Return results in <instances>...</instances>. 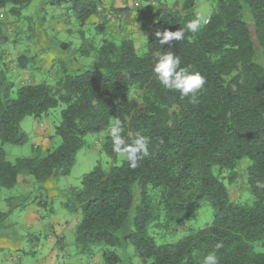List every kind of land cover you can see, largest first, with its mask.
<instances>
[{
  "label": "trees",
  "instance_id": "trees-1",
  "mask_svg": "<svg viewBox=\"0 0 264 264\" xmlns=\"http://www.w3.org/2000/svg\"><path fill=\"white\" fill-rule=\"evenodd\" d=\"M31 1L0 0V13L7 8L19 16ZM213 1L207 23L201 20L195 33L185 31L181 41L161 48L155 32L175 31L197 19L196 0L156 10L144 53L130 38L103 39L90 68L63 72L54 85H21L13 97L0 62V187L13 188L23 174L40 182L68 174L90 133L104 132L103 148L114 157L118 152L108 130L115 119L126 145L138 136L149 138L150 155L136 168L122 160L108 169L97 164L82 176L79 188L69 189L65 207L80 215L74 229L78 254L90 256L104 246L102 264H119L117 250L129 242L149 264H202L212 251L219 264H264V187H257L258 181L264 184V0ZM74 4L82 21L103 10L99 0ZM2 27L0 21V41L5 40ZM155 51L173 52L180 67L204 77L198 103L156 80ZM59 104L61 119L54 128L59 144L42 155L6 160L2 144L27 141L20 128L24 117L40 118ZM244 160L251 197L238 201L224 181H235ZM202 202L213 211L204 227L175 243L157 244L148 235V226L190 216ZM131 213L132 228L123 233Z\"/></svg>",
  "mask_w": 264,
  "mask_h": 264
},
{
  "label": "rangeland",
  "instance_id": "rangeland-1",
  "mask_svg": "<svg viewBox=\"0 0 264 264\" xmlns=\"http://www.w3.org/2000/svg\"><path fill=\"white\" fill-rule=\"evenodd\" d=\"M132 1L130 14L145 22L150 17L148 13L154 15L161 5L171 7L175 2L181 3L183 0ZM134 2L138 5L134 6ZM153 2L154 5L151 6L150 3ZM214 6L213 0H196L194 11L197 18H207ZM6 9L0 13L5 36V40L0 41V62L4 64L7 79L12 85V97L21 85H54L63 72L75 74L92 66L104 37L97 32L92 16L84 21L79 18L74 0H32L21 9L19 16H12ZM147 9L151 11L147 12ZM139 35L140 32L139 40H134V46L142 54L146 50V40L142 41ZM62 107L59 104L40 118L31 115L24 117L20 128L26 134L27 141L22 145L2 144L6 160L13 162L16 158L42 155L45 150L55 148L60 139L55 135L54 128L60 122ZM104 136V132L85 136L84 146L76 153L74 163L66 175L40 182L23 174L22 181L13 188L0 187V214L8 212L6 216L0 215V264H51L44 261L53 247L48 241L52 237L49 227L58 224L56 219L59 218L63 221L75 217L80 219L79 212L69 213L65 207L69 189L79 188L82 176L97 164L108 169L113 164L119 165L122 160L119 153L114 157L107 154L103 148ZM246 163L244 160L237 166L234 182L224 181L234 200L245 201L251 197L244 184L243 170ZM136 201L135 193L134 202ZM41 202L45 204L40 205ZM31 203L40 205L41 219L38 227L26 225L23 218L24 209ZM212 213L210 204L202 202L190 216L178 217L166 226H148L147 232L157 244L175 243L182 236L209 223ZM132 216L133 213L130 214L123 233L132 228ZM74 231V228L64 229L62 250L58 249L57 258L52 264H102L100 252L106 247L97 246L90 256L78 254ZM117 252L121 258L119 264H149L135 254L132 243L128 242L127 246Z\"/></svg>",
  "mask_w": 264,
  "mask_h": 264
},
{
  "label": "clouds",
  "instance_id": "clouds-1",
  "mask_svg": "<svg viewBox=\"0 0 264 264\" xmlns=\"http://www.w3.org/2000/svg\"><path fill=\"white\" fill-rule=\"evenodd\" d=\"M207 23V21H204ZM202 26L199 18L188 22L184 28L175 31L157 30L155 36L158 38V44L161 48L165 44H171L173 40L181 41L185 37V31L197 32ZM146 39V37H145ZM154 63L152 71L155 74L156 80L163 86L164 89L170 91H178L181 97H187L189 103H198L197 96L205 84L204 77L198 72L191 71L188 67H180V57L173 52H153ZM112 138L115 148L122 159L127 161L129 167L136 168L138 161L150 155L148 145L149 138L146 136H138L131 144L126 145L121 133L123 127L119 119H115L112 126L108 130ZM257 187H264V184L257 182ZM202 264H219V258L215 251L209 252L202 259Z\"/></svg>",
  "mask_w": 264,
  "mask_h": 264
},
{
  "label": "crops",
  "instance_id": "crops-1",
  "mask_svg": "<svg viewBox=\"0 0 264 264\" xmlns=\"http://www.w3.org/2000/svg\"><path fill=\"white\" fill-rule=\"evenodd\" d=\"M100 5L98 7L103 8V10L96 14L92 15V23L95 24V27L97 29V32H100L103 34V39H111L116 42H119L123 38H131V40L134 42V40L138 39V32H140L139 37L141 40H147L148 37V28L150 26L151 21L153 20L154 15L149 14V19L146 18V24L144 20L140 18H136L134 15H131L130 12L132 11V0H99ZM151 6L154 5L153 3H150ZM162 6V5H161ZM151 11L150 9H147V12ZM107 14H109L107 16ZM149 22V23H148ZM102 26L103 30L99 31L98 26ZM146 37V39H145ZM102 39V40H103ZM102 42V41H101ZM21 176L18 178V183H20ZM42 203V202H41ZM40 206V205H39ZM38 204L31 203V205H28L24 209V220L26 222V225L28 226H36L38 227L40 225V219L41 215H39V212H41L39 209ZM59 221L58 224L54 226H50L49 228L52 230V237H49L48 241L52 243L53 247L50 248L49 253L44 258V261H48L49 263H53V261L57 258V251L58 249L62 250V235L64 229L67 227L69 229L74 228L77 223V218L70 220L63 221L61 218L56 219ZM56 240V242H55ZM48 264V263H46Z\"/></svg>",
  "mask_w": 264,
  "mask_h": 264
},
{
  "label": "built area",
  "instance_id": "built-area-1",
  "mask_svg": "<svg viewBox=\"0 0 264 264\" xmlns=\"http://www.w3.org/2000/svg\"><path fill=\"white\" fill-rule=\"evenodd\" d=\"M138 5V3L137 2H134V6H137ZM109 14H107V16H108ZM208 20V18H205L204 19V21H207Z\"/></svg>",
  "mask_w": 264,
  "mask_h": 264
}]
</instances>
